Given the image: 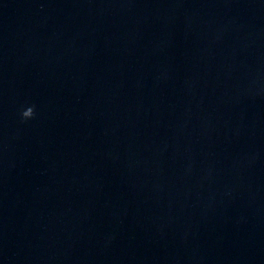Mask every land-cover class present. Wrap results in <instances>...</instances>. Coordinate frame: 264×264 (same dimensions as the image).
I'll return each instance as SVG.
<instances>
[{
	"label": "water",
	"instance_id": "water-1",
	"mask_svg": "<svg viewBox=\"0 0 264 264\" xmlns=\"http://www.w3.org/2000/svg\"><path fill=\"white\" fill-rule=\"evenodd\" d=\"M0 264H264V0H0Z\"/></svg>",
	"mask_w": 264,
	"mask_h": 264
},
{
	"label": "clouds",
	"instance_id": "clouds-1",
	"mask_svg": "<svg viewBox=\"0 0 264 264\" xmlns=\"http://www.w3.org/2000/svg\"><path fill=\"white\" fill-rule=\"evenodd\" d=\"M34 116V107H27L21 112V117L24 120L31 119Z\"/></svg>",
	"mask_w": 264,
	"mask_h": 264
}]
</instances>
